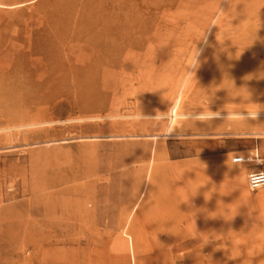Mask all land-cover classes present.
Listing matches in <instances>:
<instances>
[{
  "label": "rangeland",
  "instance_id": "1",
  "mask_svg": "<svg viewBox=\"0 0 264 264\" xmlns=\"http://www.w3.org/2000/svg\"><path fill=\"white\" fill-rule=\"evenodd\" d=\"M262 4L0 0V264H264Z\"/></svg>",
  "mask_w": 264,
  "mask_h": 264
},
{
  "label": "bare ground",
  "instance_id": "2",
  "mask_svg": "<svg viewBox=\"0 0 264 264\" xmlns=\"http://www.w3.org/2000/svg\"><path fill=\"white\" fill-rule=\"evenodd\" d=\"M261 5V4H260ZM262 5H264V4H262ZM22 6V5H21ZM259 6V5H258ZM260 7V6H259ZM258 7V8H259ZM251 13L253 14V12L251 11ZM261 14H256V15H254L253 17H252V19H256V20H260L261 18L262 19H264V15H262V16H260ZM258 23V22H257ZM256 23V24H257ZM256 26V25H255ZM262 28H264V27H262ZM179 98V97H178ZM176 100V99H175ZM179 103H180V100L179 99H177L176 101H174V103H173V105H172V107L170 108V110H169V113H170V123H169V126L167 127V132H169L170 131V129L172 128V125H173V123L175 122V120H176V118H178L179 116H178V114H177V111H178V109H179ZM195 115V114H194ZM197 116V115H196ZM195 116V117H196ZM205 116H208V117H216V118H221V117H258V116H264V113H246V114H244V113H240V114H215V115H198V117H205ZM187 117H194L193 115H187ZM175 125V124H174ZM35 126V125H34ZM24 139V138H23ZM262 165V164H264V163H262L261 161H259V162H257L256 164H254V165H252V166H256V165ZM239 166H243V165H239ZM236 173V172H235ZM237 173H239V172H237ZM251 173H254V171L252 172V171H250L249 172V174H251ZM241 174V173H240ZM249 174H248V176H249ZM236 175V174H235ZM248 186H249V184H248ZM262 187H264V186H262ZM262 187H260V188H262ZM259 188V189H260Z\"/></svg>",
  "mask_w": 264,
  "mask_h": 264
},
{
  "label": "built area",
  "instance_id": "3",
  "mask_svg": "<svg viewBox=\"0 0 264 264\" xmlns=\"http://www.w3.org/2000/svg\"><path fill=\"white\" fill-rule=\"evenodd\" d=\"M257 157L250 156H241L236 155L231 159V164L235 166L239 165H248L255 161ZM261 165H256V167H260ZM248 184L249 188L252 191L258 190L260 187L264 186V171L261 169H257L254 173L249 174L248 176Z\"/></svg>",
  "mask_w": 264,
  "mask_h": 264
},
{
  "label": "crops",
  "instance_id": "4",
  "mask_svg": "<svg viewBox=\"0 0 264 264\" xmlns=\"http://www.w3.org/2000/svg\"><path fill=\"white\" fill-rule=\"evenodd\" d=\"M240 154H242V153H240ZM243 156V155H242ZM248 177V176H247Z\"/></svg>",
  "mask_w": 264,
  "mask_h": 264
}]
</instances>
